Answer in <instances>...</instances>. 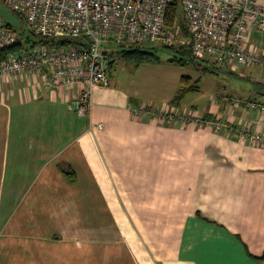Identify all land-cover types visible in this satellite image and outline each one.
<instances>
[{
	"label": "crops",
	"instance_id": "crops-1",
	"mask_svg": "<svg viewBox=\"0 0 264 264\" xmlns=\"http://www.w3.org/2000/svg\"><path fill=\"white\" fill-rule=\"evenodd\" d=\"M249 40L264 49V34ZM110 75L86 118L71 108L77 88L47 87L31 71L0 76V264H64L77 228L64 220L89 206L103 213L104 237L112 223L126 242L133 221L135 239L134 256L90 264H264V148L229 130L264 133V116L233 108L246 95L229 92L175 106L170 83L163 105L224 126L163 124L130 110L162 105L142 80ZM260 88L248 97L260 100Z\"/></svg>",
	"mask_w": 264,
	"mask_h": 264
},
{
	"label": "built area",
	"instance_id": "built-area-1",
	"mask_svg": "<svg viewBox=\"0 0 264 264\" xmlns=\"http://www.w3.org/2000/svg\"><path fill=\"white\" fill-rule=\"evenodd\" d=\"M178 0H4V6L19 13L28 30L45 38H76L84 46L48 47L40 45L30 52H14L0 59V76H20L31 71L43 77L47 87L77 88L71 108L81 118L92 114L94 92L109 88L112 78L109 57L101 51L104 43L117 45H158L190 47L195 57L210 58L237 69L264 71V49L250 43L253 33L264 34V3L259 0H179L185 27L184 36L177 19L168 17ZM18 32L0 19V49L15 44ZM261 83V82H260ZM233 108L244 107L264 116V102L249 97L233 100ZM142 118L163 124L214 127L224 124L174 106L130 107ZM91 128L104 129V124ZM231 134L264 148V133L244 126Z\"/></svg>",
	"mask_w": 264,
	"mask_h": 264
},
{
	"label": "rangeland",
	"instance_id": "rangeland-1",
	"mask_svg": "<svg viewBox=\"0 0 264 264\" xmlns=\"http://www.w3.org/2000/svg\"><path fill=\"white\" fill-rule=\"evenodd\" d=\"M3 3L4 0H0V6ZM17 14L22 18L25 26L26 22L24 18L19 13ZM0 18L5 24H10V21L1 10ZM12 26L16 30L21 29L15 24H12ZM148 46L161 59L160 63H144L138 65L125 60L122 57L121 51L128 49V45L123 48L115 43H104L101 51L108 55L110 61H115L113 68L114 79H129L130 76L134 75V80L136 78L142 80L144 84L143 92L146 97L154 99L162 105L167 101L168 96L171 95L176 87H178V91L181 89L184 77H190L194 82L200 79L203 93H190L184 100L183 105L201 98L208 101L213 95L221 97V95L228 92L233 95H246L244 97H248L250 92L255 91L254 87L256 84L260 85V82H264V71L261 69L242 68L237 69L235 74L223 63H217L213 67L212 64L214 61L210 58H205L208 63L201 62L200 64L202 66L199 69L193 68L192 66L181 67L168 62L176 54L175 50L158 45ZM203 67L214 68L216 73H204L202 71ZM170 83L175 84L174 90L172 91L169 89ZM214 100L216 101V99ZM88 208V212L70 214L72 217L70 216V218L64 220V224L72 220L71 222L77 226V228H71L72 230L69 231L73 233L72 238L64 239L67 242L73 240L65 245L67 249H64L63 253L64 264H90V256H134L135 239H133V221H127L129 226L125 229L127 233L126 242L124 241V236L121 238V241H118L120 231L114 229L112 223L108 227L109 236H105V238L103 234L104 229L102 228L103 213L92 212L90 211V206ZM114 215L116 216L115 220H119L118 213ZM128 219H130L129 214ZM70 247L73 249L72 251L69 249Z\"/></svg>",
	"mask_w": 264,
	"mask_h": 264
},
{
	"label": "trees",
	"instance_id": "trees-1",
	"mask_svg": "<svg viewBox=\"0 0 264 264\" xmlns=\"http://www.w3.org/2000/svg\"><path fill=\"white\" fill-rule=\"evenodd\" d=\"M3 5H4V3H3ZM11 12L22 22V18L17 13H15L13 11H11ZM176 19L182 27L183 35L189 36L188 31L185 27V22H184V18H183V14L181 11V5L179 3V0L176 1L175 5H174L169 17H168V23L171 24ZM8 25L13 27L11 22ZM17 32H18V36H19L18 41L11 46H8L4 49H0V59L5 58L8 54L14 53V52H22V51L30 52L32 49H34L40 45H46L48 47H71V46H78V45L84 46V42L79 40V39H76V38H70V37H68V38H45V37L36 36L28 30L26 23H25V26L23 23V27H21L20 30L18 29ZM120 46L125 48V46H127V45H120ZM128 46H129L128 49H123L121 51L122 57L125 60L134 62L135 64H138V65L144 64V63H156V64H158L161 62V59L156 55V53L153 52L151 50V48H149L150 46H141V45H128ZM169 49H173L176 51V54L171 59H169V61H168L171 64H176V65L181 66V67L192 66L193 68L199 69L202 66V64H200L201 62H207L208 63V61H206L205 59H199V58L195 57L193 54V51L190 47L177 45V46L171 47ZM215 64H217V62H213V64H212L213 67ZM114 66H115V61L109 60V71H110V73L113 71ZM202 71L204 73H207V74H215L216 73L215 69L214 68L211 69L210 67H203ZM182 82H183L182 88L179 90L178 94L176 95V97L173 100V103L175 104V106L180 105L183 102V100L190 93L198 92L201 80L199 79V80L194 82L191 78L184 77ZM259 84H260L259 86L261 88H260V91H258V92L263 91V93L261 95L260 100H257L255 98L254 101L264 102V82L259 83ZM65 172L67 175H74V173L70 170H66ZM262 259H264V256H262Z\"/></svg>",
	"mask_w": 264,
	"mask_h": 264
},
{
	"label": "water",
	"instance_id": "water-1",
	"mask_svg": "<svg viewBox=\"0 0 264 264\" xmlns=\"http://www.w3.org/2000/svg\"><path fill=\"white\" fill-rule=\"evenodd\" d=\"M0 10L10 20L12 24H15L16 26L20 28L23 27V23L4 5L0 6Z\"/></svg>",
	"mask_w": 264,
	"mask_h": 264
}]
</instances>
